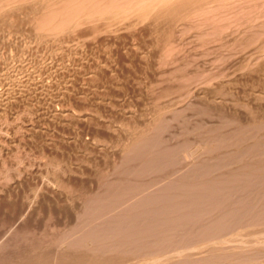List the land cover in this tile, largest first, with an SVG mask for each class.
<instances>
[{
    "label": "rangeland",
    "instance_id": "obj_1",
    "mask_svg": "<svg viewBox=\"0 0 264 264\" xmlns=\"http://www.w3.org/2000/svg\"><path fill=\"white\" fill-rule=\"evenodd\" d=\"M19 1L0 12L12 21L0 22V263L88 253L121 264H264V0H166L152 14L168 17L142 23L132 12L116 35L91 33L101 18L74 29L77 10L137 0ZM31 6L74 31L35 25ZM115 187L129 191L130 209L172 202L167 221L152 205L150 227L126 233L122 196L121 223L105 227L115 212L100 197Z\"/></svg>",
    "mask_w": 264,
    "mask_h": 264
},
{
    "label": "bare ground",
    "instance_id": "obj_2",
    "mask_svg": "<svg viewBox=\"0 0 264 264\" xmlns=\"http://www.w3.org/2000/svg\"><path fill=\"white\" fill-rule=\"evenodd\" d=\"M17 1H18V0H0V12L2 13V11H3V10H6V8H8V7H13V6H14V3L17 2ZM21 1H22V0H21ZM21 1H19V4H21V3H20ZM24 1H25V0H24ZM30 1H31V0H30ZM33 1L38 5V3H37L35 0H33ZM33 1H31V2H33ZM40 1H42V0H40ZM52 1H53V0H52ZM52 1H51V2H52ZM65 1H67V3H68L69 0H65ZM70 1H71V0H70ZM70 1H69V2H70ZM95 1L97 2V0H95ZM114 1H115V0H114ZM128 1H129V0H128ZM135 1H136V0H135ZM135 1H134V2H135ZM173 1H175V0H172V1L170 0V2H173ZM189 1H190V0H188L187 3H188ZM34 2H33V4L35 5ZM38 2H39V1H38ZM44 2H45V1H44ZM44 2L42 1L41 4L44 3ZM46 2H48V0H47ZM49 2H50V1H49ZM91 2H93V1H91ZM99 2H100V1H99ZM111 2H112V1H111ZM115 2H116V1H115ZM115 2H114V3H115ZM126 2H127V1H126ZM165 2H166L167 4H166ZM178 2H179V1H178ZM180 2H181V0H180ZM180 2H179V3H180ZM184 2H185V0H184ZM27 3H28V2H27ZM29 3H30V2H29ZM60 3H61V1H60ZM63 3H64V2H63ZM67 3H66V6H67ZM80 3H81V2H80ZM22 4H23V3H22ZM30 4H31V3H30ZM44 4H45V3H44ZM46 4H47V3H46ZM48 4H50V3H48ZM51 4H52V3H51ZM53 4H54V2H53ZM64 4H65V3H64ZM81 4H82V3H81ZM97 4H98V3H97ZM105 4H106V3H105ZM110 4H111V3H110ZM115 4H116V3H115ZM115 4H114V5H115ZM119 4H120V3H119ZM129 4H130V3H129ZM169 4H170L169 1L167 2L166 0H153V1H150V3H148V2H146V1H144V0H137L135 3H133V5H129V6L127 5L128 7H122V9H121V8H117V10L114 11V12H113V11H112V12L110 11L109 13H113V14H109V13H107L108 16H107V14H104L103 11L100 12L99 10H98V11H99V12H98L99 14H93V12L90 13V12H91V11H90L89 14H88V13H87V14H86V13H85V14L83 13L82 16H79V11H80V13H81V10H77V11H78L77 13H78V17H79V18H76L77 16L75 17V20H74V26H75V25H79V24H80V23H79L80 21H81V24L79 25V27H76V26H75L74 29H75V28H80V26H81L82 24H84V23L86 24V23H87L86 21H84V22L82 23L83 20H87V19L89 20V18H91L92 20L97 19V21H98V20L101 18V20H102V19H103V20L105 19L106 22L104 21V22H103L104 24H102V25H100V24H99V25H96V24L93 25V28H91V29H92V30H91V31H92L91 33L93 34V33L98 32V31H99V33H100V31H102V32H103V31H107V32H112V34L116 35L115 33H113V31H114L115 29L117 30L118 27L116 28V25L118 24L117 21H119V19H120V20H122V19H124V18L126 19V17H128V16H130V14H132V12L134 13V12L136 11V12L134 13L133 16H136V17H137L136 19H139V20L143 23V21H145L146 18H148L149 15L152 14V12L154 11L155 8H156V10H158V9H159V10H160V9L162 10L164 7H166V6L169 5ZM174 4L176 5V2H174ZM174 4H173V5H174ZM182 4H183V3H182ZM12 5H13V6H12ZM17 5H18V3H17ZM39 5H40V4H39ZM39 5H38V6H39ZM91 5H92V4H91ZM103 5H104V4H103ZM121 5H122V4H121ZM125 5H126V3H125ZM171 5H172V4H170V6H171ZM177 5H179V4H177ZM46 6H47V5H46ZM68 6H72V7H73V5H71V4L68 5ZM84 6H85V4H84ZM84 6H83V7H84ZM96 6H97V5H96ZM105 6H106V5H105ZM105 6H104V7H105ZM110 6H111V5H110ZM110 6H109V7H110ZM181 6H182V5H180V7H181ZM32 7H34V6H31L30 9H32ZM35 7H36V6H35ZM35 7H34V8H35ZM39 7H40V6H39ZM52 7H53V6H52ZM54 7H56V6H54ZM57 7H58V6H57ZM72 7H69V8H72ZM86 7H87V6H86ZM92 7H93V6H92ZM94 7H95V6H94ZM113 7H114V6H113ZM13 8H14V7H13ZM23 8H24V7H23ZM27 8H29V7H27ZM27 8H25V9L27 10ZM36 8H37V7H36ZM36 8H35L34 10H36V14H37L38 16H37V15H36V16H33V14L35 13V11H34L33 9H32V11H34V13H31V11H29L30 13L28 12V15L30 14V16L34 17V19H35L36 21H35L32 17H31V20H33L32 22H34V24H35V22H36V24H37L39 27H40V26H42V27L45 26L46 28H47V27L52 28V29H54V32H56V33H57L58 30H60V31L62 30V31H63V29H64L65 27H66V29L69 27V30H70L71 28H72V30H73V27L68 26V25L71 23V21H70V23L66 22L65 25H67V26L64 27V26H63L64 24H62L63 20H62V21L60 20V21H59L60 23H56V22H54V23L52 24V22H51L50 19H49L48 21L51 22V23H49V24H51V27H50V26H46V25L48 24V22H47V24H46V23H45V19H44L43 17H45V15L48 16V14H49V16H50L52 10H51L50 13L47 12V13H44L45 15L43 14V16H41L42 13L39 12V11H37ZM45 8H48V6L45 7ZM74 8H75V7H74ZM88 8H89V7H88ZM170 8H171V9H170V11H171L172 8H173V6L170 7ZM10 9H11V8H10ZM19 9H20V8H19ZM30 9H28V10H30ZM60 9H61V8H59V10H60ZM62 9H63V7H62ZM65 9H66V7H65ZM65 9H64V10H65ZM79 9H81V8H79ZM90 9H91V8H90ZM102 9H103V8H102ZM111 9H112V8H111ZM113 9H114V8H113ZM166 9H167V8H166ZM174 9H175V8H174ZM195 9H196V8H195ZM59 10H57V11H59ZM69 10H70V9H69ZM96 10H97V9H96ZM96 10H95V11H96ZM100 10H101V9H100ZM167 10H168V9H167ZM167 10H165V11H167ZM214 10H215V9H214ZM45 11H46V10H45ZM55 11H56V10H55ZM73 11H74V10H73ZM107 11H108V10H107ZM168 11H169V10H168ZM175 11H176V10H175ZM177 11H178V9H177ZM177 11H176V12H177ZM23 12H25V10H24ZM62 12H63V10H62ZM65 12H68V11H65ZM71 12H72V11H71ZM102 12H103V13H102ZM105 12H106V11H105ZM172 12H173V11H172ZM176 12H175V15H176ZM54 13L57 14V12H53L52 15H53ZM59 13H60V12H59ZM69 13H70V12H69ZM72 13H73V12H72ZM75 13H76V12H74L73 14H75ZM94 13H96V12H94ZM100 13H101V14H100ZM160 13L162 14V11L159 12V14H160ZM22 14H23V13H22ZM22 14H21V15H22ZM31 14H32V15H31ZM56 14H55V15H56ZM66 14H67V13H66ZM66 14H65V15H66ZM73 14H72V16H73ZM135 14H136V15H135ZM164 14H165V16H164ZM3 15H5V14H3ZM69 15H71V14H69ZM69 15H68V17L70 18ZM76 15H77V14H76ZM85 15H86V16H85ZM152 15H154V14H152ZM152 15H151V16H152ZM162 15H163L164 17H168V16H166V13H165L164 11H163V14H162ZM162 15L159 16V17L156 16V15H154V16H152V17H155V18H156L155 20H158V21H159L160 18H162ZM177 15H178V14H177ZM215 16H216V15H215ZM6 17H7V19H6V18H5V19H6V20H9L8 18H10V17H8V16H6ZM13 17H14V16H13ZM178 17H179V16H178ZM3 18H4V17H3ZM48 18H52V17H47V19H48ZM130 18H131V17H130ZM149 18H150V17H149ZM181 18H182V17H181ZM10 19H11V18H10ZM56 19H57V18H56ZM61 19H62V15H61ZM71 19H72V18H71ZM91 19H90V20H91ZM131 19H132V18H131ZM6 20H4V21H6ZM53 20H54V19H53ZM65 20L68 21V19H65ZM69 20H70V19H69ZM72 20H73V19H72ZM88 20H87V21H88ZM92 20H91V21H92ZM101 20H100V21H101ZM103 20H102V21H103ZM128 20H129V19H128ZM139 20H138V21H139ZM155 20L152 19V21H155ZM1 21H2V20H1ZM1 21H0V22H1ZM4 21H2V22H4ZM15 21H16V20H15ZM91 21H90V23L93 22V21H92V22H91ZM97 21H96V22H97ZM122 21H123V20H122ZM130 21H132V20H130ZM133 21H134V20H133ZM148 21H149V20H148ZM8 22H9V24L12 23V21H11V23H10V20H9ZM8 22L6 21L5 23L8 24ZM16 22H17V21H16ZM88 22H89V21H88ZM14 23H15V22H14ZM18 23H19V22H18ZM63 23H65V21H64ZM94 23H95V22H93V24H94ZM98 23H100V22H98ZM135 23H136V22H135ZM139 23H140V22H139ZM3 24H4V23H1L0 25L2 26ZM15 24H17V23H15ZM36 24H35V25H36ZM49 24H48V25H49ZM72 24H73V23H72ZM87 24H88V23H87ZM127 24H128V23H127ZM148 24H150V23H148ZM154 24L156 25V21H155ZM159 24H160V22H159ZM70 25H71V24H70ZM5 26H6V25H5ZM72 26H73V25H72ZM130 26H133V25H130ZM130 26H129V28H131ZM156 26H157V25H156ZM2 27H3V26H2ZM24 27H25V26H24ZM42 27H41V29H44V28H42ZM60 27H61V28H60ZM63 27H64V28H63ZM122 27H123V26H122ZM11 28H12V26H11ZM4 29H6V28H4ZM8 29H9V28H8ZM12 29H13V28H12ZM14 29H15V27H14ZM29 29H30V28H29ZM47 29H48V28H47ZM52 29H51V30H52ZM118 29H119V28H118ZM138 29H139V28H138ZM2 30H3V29H2ZM39 30H40V29H39ZM39 30H38V31H39ZM49 30H50V29H48V31H49ZM51 30H50V31H51ZM64 30H65V29H64ZM116 30H115V31H116ZM121 30H122V28H121ZM123 30H124V29H123ZM125 30H126V29H125ZM0 31H1V30H0ZM48 31H47V32H48ZM50 31H49V33H50ZM60 31H59V32H60ZM62 31H61V32H62ZM65 31H66V30H65ZM73 31H74V30H73ZM107 32H106V33H107ZM2 33H3V32H2ZM2 33H1V35H2ZM7 33H8V32H7ZM27 33H28V32H27ZM74 33H75V32H74ZM84 33H85V32H84ZM104 33H105V32H104ZM116 33H117V32H116ZM125 33H126V32H125ZM160 33H161V32H160ZM9 34H10V33H9ZM51 34H53V31L51 32ZM54 34H55V33H54ZM81 34H82V33H81ZM1 35H0V36H1ZM43 35H44V34H43ZM48 35H49V34H48ZM58 35H59V34H58ZM62 35H63V34H62ZM50 36H51V35H50ZM53 36H54V35H53ZM96 36H97V35H96ZM112 36H113V35H112ZM39 37H40V36H39ZM83 37H84V36H83ZM93 37H94V36H93ZM3 38H4V37H3ZM30 38H31V37H30ZM96 38H97V37H96ZM96 38H95V39H96ZM0 39H1V38H0ZM55 39H56V38H55ZM92 39H93V38H92ZM54 41H55V40H54ZM1 42H3V41H1ZM9 42H10V41H9ZM14 42H15V41H14ZM6 43H7V42H6ZM83 43H84V42H83ZM11 44H13V43H11ZM79 45H81V44H79ZM73 49H74V48H73ZM69 50H70V49H69ZM17 52H18V51H17ZM54 52H55V51H54ZM63 52H64V51H63ZM137 53H138V52H137ZM53 55H54V54H53ZM59 55H60V54H59ZM37 58H38V57H37ZM163 60H164V59H163ZM163 62H164V61H163ZM68 63H69V62H68ZM210 63H211V62H210ZM29 66H30V65H29ZM74 68H75V67H74ZM24 71H25V70H24ZM47 74H48V73H47ZM194 77H195V76H194ZM46 79H47V78H46ZM3 81H4V80H3ZM6 81H7V80H6ZM235 82H236V81H235ZM4 84H5V83H4ZM7 84H8V83H7ZM64 86H65V85H64ZM2 87H3V86H2ZM19 87H20V86H19ZM26 95H27V94H26ZM5 97H6V96H5ZM58 108H59V107H58ZM65 108H66V107H65ZM143 114H144V113H143ZM132 126H133V125H132ZM154 153H155V152H154ZM158 154H159V153H158ZM144 155H145V154H144ZM146 157H147V156H146ZM151 157H152V156H151ZM157 157H159V156H157ZM141 158H143V157H141ZM153 158H154V156H153ZM234 158H235V157H234ZM147 159H148V158H147ZM155 159H156V158H155ZM157 159H158V158H157ZM145 160H146V159H145ZM232 160H233V159H232ZM138 161H139V160H138ZM260 161H261V160H260ZM144 162H145V161H144ZM154 162H155V161H154ZM149 163H150V162H149ZM131 167H132V166H131ZM143 167H144V166H143ZM237 170H238V169H237ZM254 170H256V168H254ZM135 171H136V170H135ZM232 171L234 172V170H232ZM141 172H142V169H141ZM141 172H140V173H141ZM143 172H144V171H143ZM143 172H142V173H143ZM230 172H231V171H230ZM233 172H231V174H232ZM140 173H139V174H140ZM186 173H187V172H186ZM251 173H252V171H251ZM197 174H198V173H197ZM243 174H245V173H243ZM247 174L249 175V173H247ZM135 175H137V174H135ZM135 175H134V176H135ZM188 175H189V174H188ZM253 175H254V173H253ZM258 175H259V174H258ZM138 176H139V175H138ZM144 176H145V175H144ZM229 176H230V175H229ZM245 176H247V175H245ZM255 176H256V175H255ZM37 177H38V176H37ZM175 177L177 178V176H175ZM136 178H138V177H136ZM145 178H146V176H145ZM154 178H156V177H154ZM163 178H166V175H164ZM163 178H161V179H163ZM134 179H135V178H134ZM193 179H194V178H193ZM152 180H153V179H152ZM39 181H40V180H39ZM125 181H128V180L126 179ZM129 181H130V183H131L132 180H129ZM148 181H149V180H148ZM199 181H200V180H199ZM144 182H145V181H144ZM149 182H150V181H149ZM152 182H153V181H152ZM152 182H150V183H152ZM156 182H157V181H156ZM137 183H138V182H137ZM142 183H143V182H142ZM145 183H146V182H145ZM182 183H183V182H182ZM108 184H109V183H108ZM147 184H148V183H147ZM147 184H146V185H147ZM167 184H168V183H167ZM170 184H171V183H170ZM188 184H190V183H188ZM228 184H229V183H228ZM116 185H117V184H116ZM126 185H127V184H126ZM140 185H141V184H140ZM146 185H145V186H146ZM156 185H157V184H156ZM185 185H187V184H185ZM112 186H114V184H113ZM120 186H121V185H120ZM136 186H138V185H136ZM142 186H143V185H142ZM142 186H141V187H142ZM145 186H144V187H145ZM147 186H148V185H147ZM147 186H146V187H147ZM150 186H151V185H150ZM168 186H169V185H168ZM180 186H181V188L184 187L182 184H181ZM36 187H37V186H36ZM118 187H119V186H118ZM122 187H123V186H122ZM131 187H132V186H131ZM133 187L135 188V186H133ZM141 187H140V188H141ZM148 187H149V186H148ZM148 187H147V188H148ZM109 188H110V187H109ZM115 188H117V187H115ZM123 188H125V187H123ZM147 188H146V191L149 192V190H148ZM158 188H159V187H158ZM166 188H167V187H165V190H166ZM175 188H176V187H175ZM175 188H174V190H176ZM184 188H186V187H184ZM189 188H190V187H189ZM119 189L121 190V188H117V189H112V188H111V189H108V191H107L106 193L104 192V195H102L103 198L100 197V198L102 199V200H101L102 204H100L101 206H99V207L103 209V208L106 207V205L109 203L110 206H111V208L107 207L108 211L105 209L106 214H107V212H108V214H109V213H110L109 210L112 209V210H113V213L115 212L114 215H116L117 210H121V209H120L121 206L118 205V206H119V209H118V207H116V208H117V209H116L114 205H115L117 202H120L121 205H123V203H124V204H126V205H123V206H125V207H122V208H123L122 211L124 210V208L128 209V210H126V211L124 210V212H126V218L121 219L120 217H119V218L117 217L118 215H116V216L113 215L114 219L111 218L110 216H108V217H109V218L107 217L108 219L111 218V221H110V220L108 221L107 218H104V217L102 216L101 221L103 220L104 222H101V221H100L101 223L104 224L106 221H108L107 223H105V225H107V226H105V227H107V228H111L110 226L112 225V228H111V229H113V226H114V224L116 223L117 220H118V221H119V219H121V220H126L127 217L130 218V221H131L132 224H131V223H128V225H127V223H126V227H127L128 229H127V228H126V229H125V228H124V229L122 228V230H126V231H125L126 233H129V232H131V231H135V229H136L137 227H146V226H147V227H150L149 225H151V224L153 223V221H154L153 219H155V218H154L155 216H153V215L150 214V210L152 209V205H156V206L160 207V208L157 207V210H158V213H157V214H159V216L161 215V216H160V217H161L160 219H165V220H166V218H165V217H166V214H165V213H166V211H167L168 209L165 210V206H167V205L162 204L161 206H159L161 203L154 202V201L150 202V201H147V200H146V201H144V202L142 201V202H143V203L141 202L142 204H140V203H139V205L137 204L138 206H137V205H136V206H132V209H130L131 206H130V208H129V206H127V205H130L129 203H131V202H130L131 199H128V197H129V198H132L131 194L128 193V192H129L128 190H126L127 193H125V191H123V189L121 190V192H122V194H121L120 191H119ZM132 189H133V188H132ZM137 189H138V188H137ZM143 189H144V188H143ZM149 189H150V188H149ZM168 189H169V188H168ZM124 190H125V189H124ZM159 190H160V189H159ZM163 190H164V189H163ZM177 190H179V188H178ZM131 191H132V190H131ZM131 191H130V192H131ZM134 191H135V189H134ZM141 191H142V188H141ZM144 191H145V190H144ZM144 191H143V192H144ZM170 191H172V190L170 189ZM180 191H181V190H180ZM185 191H187V190H185ZM188 191H189V190H188ZM194 191H195V190H194ZM132 192H133V191H132ZM132 192H131V193H132ZM157 192H158V191H157ZM159 192H160V191H159ZM163 192H164V191H163ZM123 193H124V194H123ZM135 193H136V192L132 193V195L135 194ZM139 193H140V194H139ZM145 193H146V192H145ZM149 193L152 194V193H154V192H149ZM166 193H167V192H165V194H166ZM183 193H184V192H183ZM194 193H195V192H194ZM196 193H197V192H196ZM119 194H121V196H120ZM129 194H130L131 197L129 196ZM138 194L140 195V197H141V196L143 197V194H142V192H140V189H139V191L137 192V196H138ZM158 194H159V193H158ZM158 194H157V195H158ZM165 194H164V195H165ZM118 195H119V196H118ZM123 195H125V196L128 195V197L126 198V199H128V200H126L128 203L125 201V198H124L125 196H123ZM146 195H147V194H146ZM157 195H154V196H157ZM162 195H163V194H162ZM169 195H170V194H169ZM171 195H172V194H171ZM195 195H196V194H195ZM99 196H100V195H99ZM122 196H123V199H124V201H125L126 203H125L123 200H122L123 203H121V200H120V201L118 200V198H119V197L122 198ZM137 196L135 195L134 198L137 197ZM159 196H160V195H159ZM223 196H224V195H223ZM95 197H96V196H95ZM138 197H139V196H138ZM138 197H137V201H138L139 198H140V197H139V198H138ZM142 197H141V198H142ZM145 197H146V196H145ZM170 197H171V196H170ZM170 197L168 196V197H165V198H167V199H164V198H163V199H164L165 202L167 203V201L169 200L168 198H170ZM100 198H99V199H100ZM149 198H150V197H149ZM156 198H157V197H156ZM146 199H147V197H146ZM158 199H159V198H158ZM212 199H213V198H212ZM109 200H110V201H109ZM140 200H141V199H140ZM140 200H139V201H140ZM154 200H155V199H154ZM172 200H173V199H172ZM103 201H104V202H103ZM105 201H106V204H104V205H105V206H104L103 203H105ZM107 201H109V202L107 203ZM161 201H162V200H161ZM170 201H171V200H170ZM165 202H164V203H165ZM183 202H184V201H183ZM99 203H100V202H99ZM168 203H169V202H168ZM170 203H171V205H172V202H170ZM174 203H175V202H174ZM186 203H187V202H186ZM96 204H97V203H96ZM117 204H119V203H117ZM158 204H159V205H158ZM176 204H177V205H180V206L182 205L181 202H180V203L177 202ZM86 205H87V204H86ZM102 205H103V206H102ZM171 205L168 204V206H171ZM186 205H187V204H186ZM107 206H108V205H107ZM168 206H167V208H169ZM97 207H98V206H97ZM99 207H98V211H99V209H100ZM112 207H113V208H112ZM127 207H128V208H127ZM172 207H173V206H172ZM172 207H171V208H172ZM174 207H176V206H174ZM174 207H173V208H174ZM176 208H178V206H177ZM89 209H90V208H89ZM149 209H150V210H149ZM153 209H155V208H153ZM179 209H180V207L178 208V211H181V210H179ZM184 209H185V208H184ZM93 210H95V208H94ZM103 210H104V209H103ZM103 210H101L102 213H103ZM169 210H170V213H171V212L173 213V211H174L175 209H173L172 211H171V209H169ZM105 211H104V214H105ZM178 211H177L176 213H178ZM156 212H157V211H156ZM156 212H155V213H156ZM113 213H111V214H113ZM170 213H169V216H171ZM176 213H175V214H176ZM91 214H92V215L89 216L90 218H92V216H93V213H91ZM104 214H102V215H104ZM108 214H107V215H108ZM111 214H109V215H111ZM121 214H123V212H122ZM134 214H135V215H134ZM157 214H156V215H157ZM180 214H181V213H180ZM87 215H88V214H87ZM89 215H90V214H89ZM95 215H96V214H94V216H95ZM107 215H106V216H107ZM173 215H174V214H173ZM98 216L100 217L101 214H99ZM106 216H105V217H106ZM111 216H112V215H111ZM131 216H132V217H131ZM175 216H176V215H175ZM89 217H88V218H89ZM99 217H98V218H99ZM116 217H117L118 219H116ZM124 217H125V215H124ZM157 217H158V216H157ZM85 218H86V217H85ZM90 218H89L88 220H84V221H83V222H84V225H83V226H86V228H89V226L91 225V224H90V223H91V220H92L93 218H95V217H93L92 219H90ZM98 218H97V216H96V219H97V220H100V219H98ZM132 218H133V219H132ZM169 218H170V217H168V219H169ZM172 218H174V216H173V217L171 216V220H172ZM180 218H181V217H180ZM106 219H107V220H106ZM112 219H113L114 221H113ZM89 220H90V221H89ZM97 220H92V221L95 222V223H97V222H96ZM105 220H106V221H105ZM115 220H116V221H115ZM121 220H120V221H121ZM128 220H129V219H128ZM128 220H126V221H128ZM169 220H170V219H169ZM169 220H168V221H169ZM120 221H119V222H120ZM130 221H129V222H130ZM161 221H162V220H161ZM166 221H167V220H166ZM176 221H177V220H176ZM83 222H82V223H83ZM87 222H89V223L87 224ZM93 222H92V223H93ZM110 222H111V223H110ZM112 222H113V223H112ZM156 222H158V220H157ZM169 222H170V221H169ZM95 223H94V224H95ZM117 223H118V222H117ZM117 223H116V224H117ZM120 223H121V222H120ZM154 223H155V222H154ZM162 223H163V222H162ZM162 223H161V225H162ZM122 224H124V221L122 222ZM163 224H164V223H163ZM92 225H93V224H92ZM92 225H91V226H92ZM98 225H99V223H98ZM124 225H125V224H124ZM133 225H135V227H134ZM87 226H88V227H87ZM93 226H94V225H93ZM93 226H92V227H93ZM95 226L98 227L97 225H95ZM100 226H102V225H100ZM129 226H130V227H129ZM153 226H154V224H153ZM153 226H152V227H153ZM83 228H84V227H83ZM153 228H154V227H153ZM156 228H157V227H156ZM80 229H81V227H80ZM120 229H121V228H120ZM140 229H141V228H140ZM140 229H138V230L140 231ZM143 229H144V228H143ZM146 229H147V228H146ZM149 229H151V228H149ZM102 230H103V229H102ZM105 230H106V228H105ZM105 230H104V231H105ZM109 230H110V229H108V231H109ZM118 230H119V229H118ZM136 230H137V229H136ZM163 230H164V229H163ZM128 231H129V232H128ZM105 232H107V231H105ZM121 232H122V231H121ZM147 232H148V231H147ZM146 234H147V233H146ZM146 234H145V235H146ZM124 235H125V234H124ZM129 235H130V234H129ZM130 236H131V235H130ZM148 236H149V235H148ZM124 237H125V236H124ZM127 237H128V236H127ZM123 239H124V238H123ZM144 239H145V238H144ZM125 240H126V239H125ZM146 241H147V240H146ZM114 242H115V241H114ZM123 242H124V241H123ZM127 243H128V242H127ZM216 244H217V243H216ZM206 245H207V244H206ZM220 245H221V244H220ZM187 253H188V252H187ZM46 254H47V253H46ZM46 254H45V255H41V256H39V257H38V258H39L38 260H37V259H29V258H28L29 260H26V262H23V263H20V264H119V263L121 264V261L119 262V261L117 260V261L119 262V263H117V261H116L115 259H113V258H117V257H112V258L108 259L109 256H108V258H105V257L102 258V257L100 256V258H99V257H96V256H91V255H89L88 253H77V254H75V253H74V254H73V253H72V254H71V253H64V254H62V255L60 256L59 259H58L57 257H54V258H57V259H58V260L56 259V261H52V260H51V257H50L51 255H50V256H46ZM180 254H181V253H180ZM59 255H60V254H59ZM103 255H104V254H103ZM121 255H122V254H121ZM106 256H107V255H106ZM164 257H165V256H164ZM166 258H167V257H166ZM8 259H10V258H8ZM8 259H7V260H8ZM26 259H27V258H26ZM154 259H155V258H154ZM4 260H5V259H4ZM7 260H6V261H7ZM120 260H121V259H120ZM184 260H185V259H184ZM127 261H128V260H127ZM12 262H13L12 259H10V260H9V263L12 264ZM122 262H123V259H122ZM145 262H146V261H145ZM157 262H158V261H157ZM7 263H8V261H7ZM7 263H6V264H7ZM18 263H19V262H18ZM150 263H151V262H150ZM0 264H4V263L2 262V263H0ZM123 264H124V263H123ZM127 264H128V263H127Z\"/></svg>",
    "mask_w": 264,
    "mask_h": 264
}]
</instances>
